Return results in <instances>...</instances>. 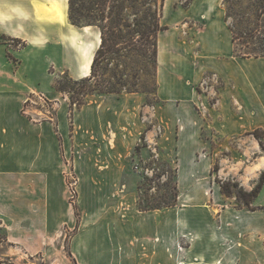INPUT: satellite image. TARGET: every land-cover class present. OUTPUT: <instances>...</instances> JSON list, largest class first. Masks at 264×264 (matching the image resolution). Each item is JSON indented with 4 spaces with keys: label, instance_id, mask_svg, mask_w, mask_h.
I'll use <instances>...</instances> for the list:
<instances>
[{
    "label": "crops",
    "instance_id": "0c3cea01",
    "mask_svg": "<svg viewBox=\"0 0 264 264\" xmlns=\"http://www.w3.org/2000/svg\"><path fill=\"white\" fill-rule=\"evenodd\" d=\"M225 1L190 0L184 6L182 0H164L162 7L160 22L168 29L158 36L160 47L168 32L184 22L199 48L193 60L170 56L173 73L184 78L168 80L161 48L158 55V99L187 102L186 114L183 105L169 106L176 129L183 128L176 146L181 160L177 201L149 210L131 204L122 218L109 213L104 229L84 223L70 242L66 264H264V185L249 207L224 194L217 182V177L237 182L251 191L264 171L260 140L249 165L244 161L250 154L247 158L231 148L230 161L237 154L244 159L234 164V172L221 167L215 177L208 160L194 159L205 147L207 124L198 107L222 117L218 126L209 123L225 137L221 148L228 138L254 135L259 128L264 132V57L234 55ZM100 39L97 28L72 23L68 0H0V228L24 254L40 252L42 239H53L61 227L77 226L67 196L66 157L74 154L78 170V149L95 142L107 157L115 136L132 145L145 129L142 94L106 93L91 95L75 110L71 134L70 105L54 82L64 73L73 80L89 76ZM208 74L225 83L214 107L196 89ZM31 92L62 101L56 123L34 122L22 112ZM244 111L253 113L252 120L237 115ZM161 114L154 107V115L161 119Z\"/></svg>",
    "mask_w": 264,
    "mask_h": 264
},
{
    "label": "rangeland",
    "instance_id": "374dc122",
    "mask_svg": "<svg viewBox=\"0 0 264 264\" xmlns=\"http://www.w3.org/2000/svg\"><path fill=\"white\" fill-rule=\"evenodd\" d=\"M189 1L182 0L180 5H188ZM84 4L88 6L90 2L84 0ZM163 5L164 0H107L106 11L108 14H113L109 24L106 25L103 22L98 11L93 12L94 14L87 12V19L80 20L81 26L93 24L91 26L97 28L100 33V27L105 25L112 29V31H106L108 32V45L96 63L93 82L89 84L98 89L107 90L114 87L121 93L142 94L144 96L142 121L145 124V129L136 139L133 137L135 141L132 145L126 141L124 136H115L113 146H110L111 152L107 157L104 155V151H97L100 144L95 142L85 145L82 150L78 149L80 151L78 170L75 167L74 154L68 155L64 177L68 199L71 186L77 191L76 203L69 200L74 205L77 226L65 225L58 230L53 239L43 238L41 241L43 249L35 254L22 253L21 248H16L15 244L7 240L6 229L0 228L1 262L9 264H66L68 259L71 260L70 242L85 224L104 229L109 213L118 214L117 216L122 218L123 212L131 204H135L138 209L149 210L150 208L163 209L177 201L179 196L177 176L181 160L176 152V146L179 141V133L183 128L176 129L175 122L173 123L176 115L169 106L182 108L181 105H183L185 107L182 109L186 114L187 102L179 100L173 101L171 104L158 99L159 62L158 57L153 54V44L157 43L158 55L161 48L163 54L161 65L165 66L168 80L170 77H182L181 73H173L172 64L168 62L170 56L179 55L185 60H193L199 48L191 41L194 37L192 27L189 28V25L184 22L176 24L168 32L165 44L160 47L158 36L161 31L168 29V27H164L166 29L163 30L160 22ZM224 8L226 21L233 37L234 34L239 36L236 40L239 51H258L264 48V0H226ZM235 46L234 43V49ZM237 57L252 58L254 56ZM185 64L186 61L182 66L186 69ZM173 66H178V64H173ZM50 72L53 73V70L51 69ZM69 78L68 74L64 73L57 77L54 83L58 84V88L65 89L62 93L65 94L64 100H67L70 105L68 118L71 134H73L75 129L74 112L78 109L76 103L81 99L87 102L91 95L82 92V85H75ZM168 84H170L169 81ZM224 86L223 81L214 79V76L208 74L205 76L204 82L196 86V89L214 107L219 99L218 93ZM95 94L98 95V93ZM60 102L62 101L59 100ZM154 107H159L162 112L161 119L154 115ZM28 109H31L29 105L26 111ZM58 110L59 106L56 111L53 110L55 113L54 123L57 122ZM197 110L207 124L202 133L205 147L200 149L198 156H195L194 159L198 162L202 158L208 160L213 176H218L221 167L228 172H234V164L241 165L246 162L249 165L254 159V155L251 153L259 149L257 137L263 143L261 152L264 154V132L260 128L254 129L257 137L243 133L240 137L228 138V143L221 148V142L225 140V137L218 136L216 128L209 126V123L215 122L218 126L219 117L220 119L222 117L217 111H213L215 117H212L206 108L198 107ZM262 114L263 112L256 113V115ZM237 115L243 117V120L247 117L249 120L253 118V113L250 111L237 112ZM232 147H237L244 157L248 158V154L251 157L244 161L243 156L237 154V158L231 162L229 156ZM73 150H75L74 147ZM183 166H187V164ZM219 180L225 181L217 177L218 183ZM232 196L238 200L240 205L245 204L244 200L238 198L235 193ZM15 250H19V254L14 255Z\"/></svg>",
    "mask_w": 264,
    "mask_h": 264
},
{
    "label": "trees",
    "instance_id": "16d2710c",
    "mask_svg": "<svg viewBox=\"0 0 264 264\" xmlns=\"http://www.w3.org/2000/svg\"><path fill=\"white\" fill-rule=\"evenodd\" d=\"M88 2H90V4L88 6H86L84 4V0H69V13H70V20L72 21V23L74 25L77 26H81L80 25V20L88 17V15H86L87 12H90L92 14H94L93 12H100V16L101 19L103 20V22L107 24L110 23L111 19V13L108 14V12L106 11V2L107 0H88ZM90 17V16H89ZM93 24H88V25H84V26H91ZM104 26V27H100L101 28V45L94 57L93 63H92V67H91V75L86 76L80 80H73L71 78L70 81H72L75 85H82L81 87V91L82 92H86L88 95H93L95 93L98 94H106V93H121V91L119 90H115L114 87L108 88L107 90L105 89H98L96 87H92L91 84L93 82V76H94V72H95V67H96V63L99 60V57L104 53V50L106 49L107 45H108V32L106 31H112V29H110V27L108 26ZM162 29H166L164 28V26L162 27ZM237 38H239V36H237L236 34H234L233 37V41L236 44L235 46V55L236 56H243V57H260L263 56L264 57V48L260 49V50H253V51H239L238 45H237ZM154 49H153V54L158 57V46L157 43L153 44ZM54 87L57 91L60 92H64L65 89L64 88H58V84L54 83ZM86 103V100L81 99L76 103V106L78 108H81L84 104ZM73 108V107H72ZM73 110V109H72ZM73 113V112H72ZM256 131H254L252 134H254L256 137L257 135L255 134ZM259 139V137H257ZM261 146L263 147V143L262 141H260ZM219 183L221 184V188L224 194H226L227 196H232L233 193H235L237 195L238 198L244 200L245 204L247 206L250 207L251 203L254 201V199L259 195L263 185H264V171L260 177L259 182L257 183V185L251 190V191H247L245 190L243 187H241L237 182H230V181H220ZM153 209V208H150Z\"/></svg>",
    "mask_w": 264,
    "mask_h": 264
},
{
    "label": "built area",
    "instance_id": "2783aa9c",
    "mask_svg": "<svg viewBox=\"0 0 264 264\" xmlns=\"http://www.w3.org/2000/svg\"><path fill=\"white\" fill-rule=\"evenodd\" d=\"M30 103V104H29ZM28 105L31 109L26 111ZM57 106H59V100H50L45 94L40 92H31L28 97H26L22 112L27 115L34 122L49 121L54 123L53 110L56 111ZM30 114V115H29ZM38 116V117H37ZM69 200L72 203H76L75 195L77 193L76 188L71 186L69 189Z\"/></svg>",
    "mask_w": 264,
    "mask_h": 264
},
{
    "label": "bare ground",
    "instance_id": "6f19581e",
    "mask_svg": "<svg viewBox=\"0 0 264 264\" xmlns=\"http://www.w3.org/2000/svg\"><path fill=\"white\" fill-rule=\"evenodd\" d=\"M101 40V39H100Z\"/></svg>",
    "mask_w": 264,
    "mask_h": 264
}]
</instances>
